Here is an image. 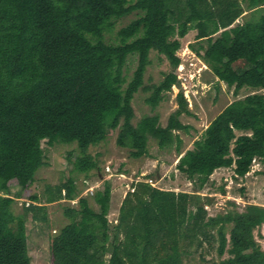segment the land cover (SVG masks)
<instances>
[{"label":"trees","instance_id":"obj_1","mask_svg":"<svg viewBox=\"0 0 264 264\" xmlns=\"http://www.w3.org/2000/svg\"><path fill=\"white\" fill-rule=\"evenodd\" d=\"M190 29L191 49L218 80L234 93L250 91L182 150L175 130L187 129L179 119L189 112L184 92L165 125L157 113L134 122L132 99L144 87L155 107L180 82L178 50ZM152 50L171 68L143 86ZM130 57L136 63L128 75ZM108 128L117 129L116 142L132 157L148 153L150 138L160 147L177 141L176 167L194 190L138 180L113 221L111 182L103 180L92 192L96 206L82 195L64 208L69 221L50 236L51 264H185L205 242L221 256L216 264H264L255 235L264 205L237 209L231 201L234 208L210 214L199 192L219 167L244 176L253 159L264 163V0H0V264H31L26 220L47 222L44 203H28L21 215L11 210L46 164L43 140L75 141L74 167L88 174L99 169L89 148ZM49 191L47 202L74 200L79 192L72 177Z\"/></svg>","mask_w":264,"mask_h":264},{"label":"rangeland","instance_id":"obj_2","mask_svg":"<svg viewBox=\"0 0 264 264\" xmlns=\"http://www.w3.org/2000/svg\"><path fill=\"white\" fill-rule=\"evenodd\" d=\"M134 16L135 13H131L119 19L115 29ZM241 19L240 17L237 21ZM195 34L196 29H190L183 37L182 47L178 50L181 62L176 69L180 82L165 93V97L159 104L152 107L146 101L150 90L144 87H141L132 99L135 111L134 122L145 114L157 113L160 122L165 125L170 114L178 106L177 93L179 90L184 92L189 112L180 114L179 119L187 125V129L175 130L181 139L182 150L192 146L193 140L200 136L212 118L227 103L250 91L249 88L244 87L238 93H234L232 87L218 80L206 63L191 49L190 43L195 41ZM150 58L144 74L143 86L158 83L171 68L168 59L156 50L150 52ZM135 59L130 57L128 61V75L135 66ZM234 75L237 79L243 76V74ZM116 136L117 129L108 128L104 139L90 146L89 151L98 158L99 169H92L88 174L74 167V160L80 154L75 141L66 143L58 136L51 145H48L43 140L46 164L37 170L35 181L22 192V196L16 198L11 204V210L15 215H21L28 203H44L45 205L47 222L33 220L31 215L26 220L31 264H51L50 236L69 221L64 208L76 204L77 198L82 195H86L91 205L96 206L92 192L102 187L105 179L111 182L108 218L113 221H116L126 193L132 189L133 182L138 180L148 179L152 185L176 192L194 190V184L176 167L179 157L176 149L177 141L169 146L160 147L154 138H150L148 153L140 157H132L128 147L116 142ZM69 177L75 180L79 191L78 196L74 200L62 198L47 202L49 190L54 189L56 185ZM12 186L15 187L14 182ZM199 192L210 214L234 208L231 201L235 202L237 209H242L246 202L264 205V163L259 158L253 159L250 170L244 176H236L231 166L219 167L212 172L209 181ZM31 195H37V202L32 201ZM255 235L264 246V223L260 228L255 229ZM220 259L221 256L216 248L205 242L202 247L187 257L184 263L216 264Z\"/></svg>","mask_w":264,"mask_h":264},{"label":"built area","instance_id":"obj_3","mask_svg":"<svg viewBox=\"0 0 264 264\" xmlns=\"http://www.w3.org/2000/svg\"><path fill=\"white\" fill-rule=\"evenodd\" d=\"M147 181H148V179H146ZM131 190H133V187H132V189Z\"/></svg>","mask_w":264,"mask_h":264}]
</instances>
